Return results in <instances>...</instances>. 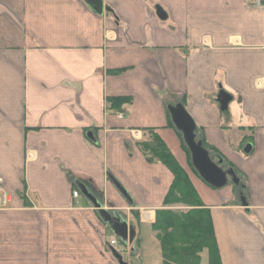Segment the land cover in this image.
<instances>
[{
	"label": "crops",
	"instance_id": "1",
	"mask_svg": "<svg viewBox=\"0 0 264 264\" xmlns=\"http://www.w3.org/2000/svg\"><path fill=\"white\" fill-rule=\"evenodd\" d=\"M103 1L112 13L98 16L83 0H0V182L14 195L0 211V264H118L117 238L81 185L135 228L120 244L128 264L144 234L157 242L174 176L139 150L144 129L210 211L222 264H264V11L247 0ZM114 98L131 101L109 110ZM178 103L239 188L213 189L193 170L168 112Z\"/></svg>",
	"mask_w": 264,
	"mask_h": 264
},
{
	"label": "trees",
	"instance_id": "2",
	"mask_svg": "<svg viewBox=\"0 0 264 264\" xmlns=\"http://www.w3.org/2000/svg\"><path fill=\"white\" fill-rule=\"evenodd\" d=\"M130 101L129 98L109 99L108 109L121 110ZM143 136L138 147L146 160L151 164L162 163L174 176L164 209L157 211L152 226L161 249L162 264H201L204 251L208 252L209 264H222L210 211L203 205L189 176L154 129H144ZM0 188L13 199L14 195L1 182ZM25 197L23 193L21 198L25 200Z\"/></svg>",
	"mask_w": 264,
	"mask_h": 264
},
{
	"label": "water",
	"instance_id": "3",
	"mask_svg": "<svg viewBox=\"0 0 264 264\" xmlns=\"http://www.w3.org/2000/svg\"><path fill=\"white\" fill-rule=\"evenodd\" d=\"M83 2L98 16H103L105 13H112L111 9L105 6L103 0H83ZM157 16L161 20L167 19V14L161 8H157ZM230 101L231 98L227 94L221 93L218 96V102L223 111L227 110ZM168 112L173 125L182 135L183 143L190 154L192 167L203 182L216 190L225 188L229 183L239 188L242 180L237 176L236 172L232 168H225L223 158L220 156H212L204 147L203 142L198 140L197 126L185 107L178 103L169 106ZM90 139L92 141L94 140L91 134ZM250 150L251 146L245 152L249 153ZM113 182L117 190L125 198H128L127 191L119 183H116L115 180ZM80 189L81 194L98 211L100 219L111 230L114 236L121 243L132 245L136 239V230L133 225L129 224L121 214L104 209L100 200L96 199L85 185H81ZM242 201L245 204V198ZM113 256L116 258L118 264H128L124 261L123 256L115 250H113Z\"/></svg>",
	"mask_w": 264,
	"mask_h": 264
},
{
	"label": "rangeland",
	"instance_id": "4",
	"mask_svg": "<svg viewBox=\"0 0 264 264\" xmlns=\"http://www.w3.org/2000/svg\"><path fill=\"white\" fill-rule=\"evenodd\" d=\"M152 242H154V244L158 246L156 240L154 239L153 241V235L150 231L144 234V238H142L141 240L138 239L137 252L136 254L134 253V256L132 255L131 258V262L133 264H155V262L158 260L159 251L157 248L154 249ZM128 259L129 257L125 255L124 260L128 262Z\"/></svg>",
	"mask_w": 264,
	"mask_h": 264
},
{
	"label": "built area",
	"instance_id": "5",
	"mask_svg": "<svg viewBox=\"0 0 264 264\" xmlns=\"http://www.w3.org/2000/svg\"><path fill=\"white\" fill-rule=\"evenodd\" d=\"M250 2L252 7H255L261 11H264V0H247ZM120 117H122V114H119ZM79 196V192H74L73 197L77 198ZM13 199L10 194H7L0 188V211L6 210L11 207ZM111 246L116 248L117 252L120 254H123L124 248L120 246L119 242L117 240L111 241Z\"/></svg>",
	"mask_w": 264,
	"mask_h": 264
}]
</instances>
